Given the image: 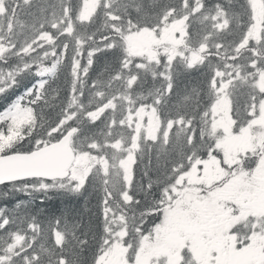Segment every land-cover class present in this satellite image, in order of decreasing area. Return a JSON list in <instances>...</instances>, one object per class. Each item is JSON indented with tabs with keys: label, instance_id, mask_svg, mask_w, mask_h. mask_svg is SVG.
I'll use <instances>...</instances> for the list:
<instances>
[{
	"label": "snow or ice",
	"instance_id": "6c2138e0",
	"mask_svg": "<svg viewBox=\"0 0 264 264\" xmlns=\"http://www.w3.org/2000/svg\"><path fill=\"white\" fill-rule=\"evenodd\" d=\"M0 103V264H264V0H0Z\"/></svg>",
	"mask_w": 264,
	"mask_h": 264
},
{
	"label": "trees",
	"instance_id": "16d2710c",
	"mask_svg": "<svg viewBox=\"0 0 264 264\" xmlns=\"http://www.w3.org/2000/svg\"><path fill=\"white\" fill-rule=\"evenodd\" d=\"M62 201H60L58 204H56L55 206H53V204L49 205L51 208H59L62 207Z\"/></svg>",
	"mask_w": 264,
	"mask_h": 264
},
{
	"label": "rangeland",
	"instance_id": "374dc122",
	"mask_svg": "<svg viewBox=\"0 0 264 264\" xmlns=\"http://www.w3.org/2000/svg\"><path fill=\"white\" fill-rule=\"evenodd\" d=\"M63 206V204H61Z\"/></svg>",
	"mask_w": 264,
	"mask_h": 264
}]
</instances>
